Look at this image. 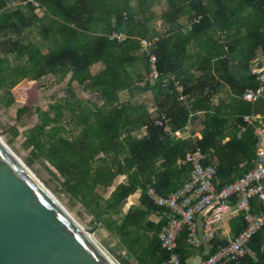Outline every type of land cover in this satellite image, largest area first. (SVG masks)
Instances as JSON below:
<instances>
[{"label":"trees","instance_id":"16d2710c","mask_svg":"<svg viewBox=\"0 0 264 264\" xmlns=\"http://www.w3.org/2000/svg\"><path fill=\"white\" fill-rule=\"evenodd\" d=\"M156 6L165 7L159 18ZM158 20L163 32L154 28ZM113 33L127 39L111 40ZM143 40L154 42V84ZM259 57L264 0H0V107L19 106L17 127L4 128L7 146L25 138L26 167L38 163L70 203L81 206L89 227L97 222L118 239L126 252L122 264H167L157 239L164 211L146 192L152 188L168 197L182 188L189 169L178 161L196 152L205 157L203 165L215 167L217 190L252 169L256 124L240 129L245 117L264 116V99L249 104L242 95L259 86L251 75ZM47 76L68 81L69 97L43 110L34 104ZM75 85L96 101L79 99ZM224 90L228 98L214 104ZM125 93L133 99L152 95L154 115L123 103ZM195 123L199 133L170 136L185 135ZM137 193L136 208L121 214L120 206ZM251 207L253 214L263 212L256 199ZM151 216L156 223L148 221ZM228 227L236 236L245 228L243 216L230 219ZM187 239L182 231L175 250L181 264L197 255L205 259L227 243L214 235L191 248ZM249 247L253 255L237 264H264V227Z\"/></svg>","mask_w":264,"mask_h":264},{"label":"built area","instance_id":"2783aa9c","mask_svg":"<svg viewBox=\"0 0 264 264\" xmlns=\"http://www.w3.org/2000/svg\"><path fill=\"white\" fill-rule=\"evenodd\" d=\"M14 2L11 7H15ZM111 40L123 42L127 36L123 33H113ZM142 48L150 55L152 73L149 80L154 84L159 79L156 67V57L151 54L154 42L142 41ZM251 75L259 86L255 90H247L242 95V101L253 104L264 99V58L259 57L252 62ZM183 89L176 84V92L181 96ZM180 100H184L183 97ZM245 127L240 133L256 124L253 136L256 140L255 159L253 167L236 181L217 190L214 185L215 167L205 166V157L199 152L187 155L184 161H178V166L189 169V178L184 186L168 197L159 196L154 189L148 188L146 197L155 207L164 211L158 221L163 226L157 234L161 248L168 254L167 264H181L179 255L175 252L180 233L188 234L187 244L191 248H200L203 239L210 241L217 233L219 224L224 220L243 216L245 228L236 236L227 239V243L218 247L205 259H199L196 264H231L238 263L245 255H253L249 243L260 229L264 227V116H249L243 119ZM160 126V123H157ZM168 132V130H165ZM170 136L181 139V132L170 133ZM257 200L262 213H252L251 202Z\"/></svg>","mask_w":264,"mask_h":264},{"label":"water","instance_id":"95a60500","mask_svg":"<svg viewBox=\"0 0 264 264\" xmlns=\"http://www.w3.org/2000/svg\"><path fill=\"white\" fill-rule=\"evenodd\" d=\"M0 135V264H115Z\"/></svg>","mask_w":264,"mask_h":264},{"label":"rangeland","instance_id":"374dc122","mask_svg":"<svg viewBox=\"0 0 264 264\" xmlns=\"http://www.w3.org/2000/svg\"><path fill=\"white\" fill-rule=\"evenodd\" d=\"M164 10V6H156L153 11L159 18ZM37 13L38 15H40V11H38ZM154 28L159 32L164 31V25L160 20L155 22ZM99 69L95 66L92 68V71L96 73L99 71ZM42 81L44 83V87L40 91L37 102L34 104L35 108L40 107L43 110H48L51 104L69 97L68 81L57 83L51 76L43 78ZM74 91L77 93L79 99L91 100L93 102L96 101V96L84 94L82 89L77 85H75ZM152 100L153 98L150 94L136 97L134 99L131 98L128 93L122 95L123 103H128L134 106H144L151 115H154ZM18 108L19 106L11 109H3L0 107V135L2 136V139L6 146L8 141L10 140V136H8V132L5 131L4 128L8 126L17 127L18 124L15 121V118ZM196 125L197 128H193L194 125L191 126V132H193L192 130L194 129L199 132L201 126L199 125V123H196ZM20 130L22 132H26V129L20 128ZM182 138H187V132L185 133V135H182ZM23 144H25V138L22 136L7 147L13 152V154H15V156H17V158H19L24 163V161L27 159L29 151H26L23 148ZM29 170L43 184V186L50 192V194L54 196L55 199L64 207V209L71 215V217L80 227L84 229L94 228L88 226L89 218L84 214L81 206L78 203L76 205L70 203V201L64 196L61 190V186L58 185L57 181L52 177L50 173L41 168L38 163H35ZM139 195L140 193H137L134 197L132 196V199H128L123 205L120 206L119 212L125 215L130 209H135L136 206L129 207V205L131 203L133 205L138 204ZM148 221L155 223L156 218L154 216H151L148 218ZM92 238L115 264H122L121 259L126 257V252L119 245L118 239L116 237L112 236L105 229H101L98 225L97 229L92 234Z\"/></svg>","mask_w":264,"mask_h":264},{"label":"crops","instance_id":"0c3cea01","mask_svg":"<svg viewBox=\"0 0 264 264\" xmlns=\"http://www.w3.org/2000/svg\"><path fill=\"white\" fill-rule=\"evenodd\" d=\"M96 67L99 69V68H101V65H97ZM227 98H228V93H227L226 90H224V92H221V94L216 98V100L214 101V104H217V102H218L219 100H226ZM192 126H193V125H192ZM196 126H197V125H196V123H195L193 128H197ZM190 128H191V127L186 128L187 136H188L189 134H191V130H190ZM200 130H201V128L199 129V132H200ZM192 131L195 132V133H199V132L196 131L195 129L192 130ZM141 134L144 136V134H145V130H142V133H141ZM189 136H190V135H189ZM135 195H136V194H135ZM135 195H134V196H135ZM134 196H133V197H134ZM133 197H130L129 200L132 199ZM137 205H138V204L133 205V204L131 203V204L129 205V207H134V206H137ZM156 222H157V219H156ZM156 222H155V223H156ZM228 222H229V220L226 219V220H224L221 224H219V225L217 226V227H219V229H218V231H217V233H216L215 235H218V236H220V237H224V238H226V239L230 238V237H231V234H230V230H229V227H228ZM207 241H208V240L203 239V243H205V242H207ZM203 243H202V244H203ZM205 253H207V250L205 251ZM199 259H202V257L199 256V255L194 256V257H192V258L188 261L187 264H196L197 261H198Z\"/></svg>","mask_w":264,"mask_h":264}]
</instances>
